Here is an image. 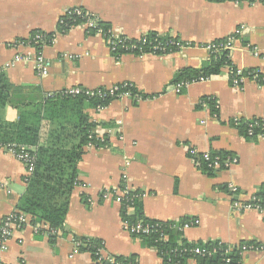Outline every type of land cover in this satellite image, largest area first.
<instances>
[{"label": "crops", "instance_id": "1", "mask_svg": "<svg viewBox=\"0 0 264 264\" xmlns=\"http://www.w3.org/2000/svg\"><path fill=\"white\" fill-rule=\"evenodd\" d=\"M80 7L118 35L137 39L151 33L191 46L164 55L109 52L103 38L73 27L58 33L42 49L51 61L47 76L36 75L31 64L7 69L15 55H29L32 48L13 45L36 32L54 34L62 13ZM240 34L229 59L241 69H264V3L238 4L209 0H0V72L10 87L8 101L0 106V132L9 130L19 113L44 108L48 93L73 87L108 88L130 83L140 101L117 99L100 112L85 107L93 131L107 136L109 146L87 149L77 163V184L68 199L62 232L50 239L45 229L15 232L0 264H94L88 252H75L72 239L103 242L104 254L133 258L137 264H162L146 241L122 229L121 210L98 200L102 188H120L125 174L130 187L141 195L136 220L195 221L183 233H171L177 244L221 241L233 246H264V214L231 208L228 183L237 197H248L264 186V139H248L233 120L264 119V83L247 81L234 88L227 69L175 94L172 81L184 69L200 70L211 57L202 44ZM255 49L257 56L252 50ZM145 96V98L143 97ZM206 98L212 102L200 104ZM217 105V109L214 108ZM51 127L41 123L40 139ZM123 140L118 141L117 137ZM27 147V146H26ZM30 148V147H29ZM31 149V148H30ZM198 154L232 156L237 164L225 170H208ZM125 161L129 166L125 167ZM24 166L0 151V223L17 212L24 195ZM92 198L93 205L85 200ZM46 226V225H45ZM172 239V241H173ZM185 264H197L189 259ZM240 264H264V251L247 252Z\"/></svg>", "mask_w": 264, "mask_h": 264}, {"label": "built area", "instance_id": "2", "mask_svg": "<svg viewBox=\"0 0 264 264\" xmlns=\"http://www.w3.org/2000/svg\"><path fill=\"white\" fill-rule=\"evenodd\" d=\"M209 1H228L235 5L238 4H256L264 3V0H209ZM99 20L86 12L80 7H73L66 9L57 22V31L54 34H45L42 32H36L31 35L26 40L15 41L13 45L23 46L33 49V53L29 55H15L13 59L5 63L4 68L14 66L19 63L31 64L36 75L39 77L47 76L50 72L51 61L44 57L42 54V49L53 43L55 36L58 33H64L65 30H69L73 27L81 26L89 31H94V35H97L105 41L109 52L113 55H117L118 51L127 54L145 55L146 53L161 55L156 53H164L165 51L174 50L179 51L181 49L191 46L188 43H180L178 41H173L170 43L172 49H169L168 43H164L159 40L160 35L156 34L154 39H148L147 35L139 37L137 39H131L124 35H118L111 28L106 30L99 27ZM240 34V30L236 29L233 33L228 35L226 38L218 41L208 42L202 44V48L210 57L216 56L220 53L226 52L228 57L230 53L234 50V43ZM254 56H257L255 49L252 50ZM227 69V79L230 85L234 88L241 87L245 82L250 81L257 85L264 83V69H241L231 65L226 67ZM209 77H199L192 81H183L175 84L173 92L175 94H180L183 90L188 88L190 85L195 83H200L208 80ZM133 85L130 83H122L118 85H113L108 88H98V89H86L82 87H73L62 91L61 93L66 96L77 97L83 96L87 98H98L110 100L117 99H133L135 101H140L141 97L138 94H132L130 89ZM51 93L46 94V97H50ZM212 102L211 98H206L201 101L200 104L207 105L206 103ZM105 106H97L94 111L100 112ZM217 109V105H214ZM235 126L242 125L244 127L245 137L248 139L259 138L264 139V119H245L242 121L239 118L233 120ZM92 134L100 142L107 140V136L104 134H99L92 130ZM118 141H122V136L117 137ZM86 148L94 149L92 144H87ZM0 151L8 153L15 160L21 163L25 169L24 183L26 184L28 178L31 176L34 164L35 156L31 153V149L26 146L8 144L3 145L0 143ZM191 157L198 156L200 161L208 170H227L237 164V159L235 157L226 155L221 156L218 154H212L210 152L199 153L195 149L189 151ZM129 161H125V167L129 166ZM226 191L231 197V208L237 212L253 211L258 214H264V186L262 191L248 197L246 201H241L238 195V188L228 183L226 185ZM97 198L101 202H112L120 207L121 211L130 212L133 211L136 202L141 198V195L135 192L130 185L127 183L126 175H121V187L120 188H102L98 191ZM85 202L88 205H93L94 201L92 198H87ZM153 224L143 223L141 220H136L134 223L129 224L126 221H122V229L129 233L133 237H140L141 235H148L152 233L158 234V241L167 239L169 231H175L178 234L183 233L185 230L193 227L197 222L195 221H171V222H159L150 221ZM26 228H31L34 233L45 229L49 237H57L62 232V228L50 229L42 223L32 224L31 219L20 212H13L6 215L0 223V253L7 250V245L15 232H20ZM74 251L80 252L79 249L82 242L79 239H72ZM191 249H182L181 252L184 254H189L192 256H211L212 254L221 253V255L226 256L233 249H236L238 256H242L247 252H261L264 251V246L257 245L255 243L242 244L239 246H233L230 244L223 243L221 241H212L201 244ZM203 245H211L212 249L203 248ZM104 244L100 241L99 246L95 249V257L97 259L93 262L94 264H100L101 261H105L108 264H121L115 260L114 257L104 254L103 251ZM225 262L229 263V259L225 258Z\"/></svg>", "mask_w": 264, "mask_h": 264}, {"label": "trees", "instance_id": "3", "mask_svg": "<svg viewBox=\"0 0 264 264\" xmlns=\"http://www.w3.org/2000/svg\"><path fill=\"white\" fill-rule=\"evenodd\" d=\"M99 27L106 30L108 26L99 22ZM67 31V30H65ZM88 33L94 34V31ZM156 34L147 35L148 39H154ZM162 42L170 43L173 38L159 37ZM174 50L165 51L168 54ZM122 54L118 51L117 56ZM232 64L226 52L211 57V61L202 69H184L176 74L172 84L183 81L196 80L199 77L216 76L221 70L230 67ZM10 87L7 85L5 76L0 72V106L8 101ZM132 94H138L133 88ZM139 95V94H138ZM140 96V95H139ZM141 97V96H140ZM145 98V96H143ZM142 98V97H141ZM112 100L87 98L83 96L71 97L61 92L53 93L45 97L44 108L36 112H22L18 120L9 127V130L2 129L0 132V143L3 145L15 144L31 148L35 156L34 169L26 182L24 195L18 202L17 212L27 215L32 224L42 223L50 229H59L65 221L68 210V199L73 187L77 184V163L81 159L87 144H92L94 149H103L109 146L108 139L100 142L92 134L94 124L83 114L85 107L94 109L97 106H107ZM44 120L50 122L51 127L47 130L45 138L40 139L41 123ZM137 204H135V207ZM122 221L129 224L140 218L139 212L135 209L131 215L126 211L120 213ZM143 223L153 222L141 220ZM169 231L165 241L158 240V234L150 233L137 237L146 241L147 245L153 247L162 259V264H185L189 259L197 264H240L241 257L236 249H233L226 256L221 253L211 256H192L181 252L182 249H191L196 245L193 243L181 242L177 244ZM50 239H54L50 237ZM173 239V241H172ZM82 245L80 252H88L95 261V249L100 241L93 239H79ZM198 245V244H197ZM200 246V245H199ZM202 246V245H201ZM203 248L212 249L211 245H203ZM229 259V263L225 262ZM121 264H137L133 258L115 259ZM100 264H108L101 261Z\"/></svg>", "mask_w": 264, "mask_h": 264}]
</instances>
